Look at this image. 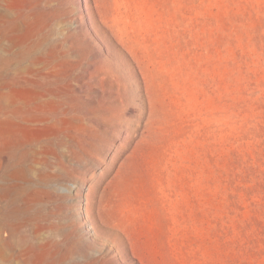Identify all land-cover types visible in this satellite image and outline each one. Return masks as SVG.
Wrapping results in <instances>:
<instances>
[{
  "label": "rangeland",
  "instance_id": "374dc122",
  "mask_svg": "<svg viewBox=\"0 0 264 264\" xmlns=\"http://www.w3.org/2000/svg\"><path fill=\"white\" fill-rule=\"evenodd\" d=\"M0 3V264H264V0Z\"/></svg>",
  "mask_w": 264,
  "mask_h": 264
},
{
  "label": "bare ground",
  "instance_id": "6f19581e",
  "mask_svg": "<svg viewBox=\"0 0 264 264\" xmlns=\"http://www.w3.org/2000/svg\"><path fill=\"white\" fill-rule=\"evenodd\" d=\"M85 4H86V0H85ZM87 6H88V4H86V8H88ZM6 47H7V45H6ZM5 50L6 49L4 48V51ZM1 56L2 55H0V60H2ZM5 144H6V142H5ZM0 154H4L5 155L4 158L6 157V159H4L5 162L3 163V169H2L1 174H0V197L3 198V200H5V207H1V209H0V224L2 223L4 225H6L7 229H8V227H10V229L12 230L13 233H17L15 231H16V227L18 226V223L20 226V224H24L26 221H28V218L25 216H28L29 213H31V212H29V213L24 212L26 209L24 211H22L20 206L18 205L19 204L18 203L19 192L23 188L22 183H21V179H19L20 177L18 175L19 174L21 175L20 172L24 173L23 172V165L25 162V154H26L25 153V146H22V145H18V146H16V145H5L3 148L0 149ZM24 174H26V173H24ZM27 210H29V209H27ZM31 217H32V215H31ZM31 220H33V219H31ZM26 225H28V224H26ZM8 231H7V233H8ZM36 233H38V231H36ZM10 236H12V235H10ZM19 238H21V237H19ZM6 240L4 239V241H6ZM4 241H3V243H4ZM8 241H9V239H8Z\"/></svg>",
  "mask_w": 264,
  "mask_h": 264
}]
</instances>
